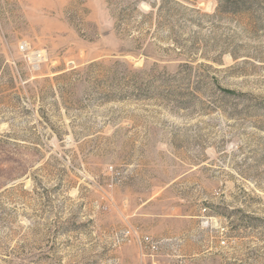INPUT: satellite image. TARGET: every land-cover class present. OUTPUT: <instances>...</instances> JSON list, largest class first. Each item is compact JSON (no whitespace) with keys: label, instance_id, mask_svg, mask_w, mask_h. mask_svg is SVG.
Instances as JSON below:
<instances>
[{"label":"rangeland","instance_id":"obj_1","mask_svg":"<svg viewBox=\"0 0 264 264\" xmlns=\"http://www.w3.org/2000/svg\"><path fill=\"white\" fill-rule=\"evenodd\" d=\"M0 264H264V0H0Z\"/></svg>","mask_w":264,"mask_h":264},{"label":"built area","instance_id":"obj_2","mask_svg":"<svg viewBox=\"0 0 264 264\" xmlns=\"http://www.w3.org/2000/svg\"><path fill=\"white\" fill-rule=\"evenodd\" d=\"M20 49L21 50H25V45L23 44H20ZM146 243L150 244V249L153 250V251H158L160 249V244L156 243V242H152L149 240V238H146Z\"/></svg>","mask_w":264,"mask_h":264}]
</instances>
